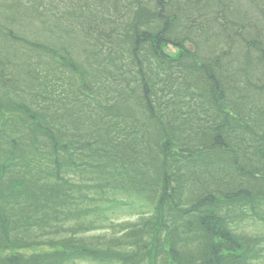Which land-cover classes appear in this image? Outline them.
<instances>
[{"label": "trees", "instance_id": "1", "mask_svg": "<svg viewBox=\"0 0 264 264\" xmlns=\"http://www.w3.org/2000/svg\"><path fill=\"white\" fill-rule=\"evenodd\" d=\"M5 5L0 83L28 140L0 165V264H112L79 236L125 189L155 208L120 231L127 264H264V0Z\"/></svg>", "mask_w": 264, "mask_h": 264}, {"label": "rangeland", "instance_id": "2", "mask_svg": "<svg viewBox=\"0 0 264 264\" xmlns=\"http://www.w3.org/2000/svg\"><path fill=\"white\" fill-rule=\"evenodd\" d=\"M5 2L8 0H0V20L5 22L8 25V10ZM16 29L22 33V29L20 26H16ZM27 29V28H26ZM32 28H28L30 33L34 36H38ZM44 27L41 28L42 35L41 38L49 42H59L60 37L58 33H49L48 29L44 32L42 30ZM7 31L3 32L0 31V50L1 53L6 54L8 57V35L6 34ZM44 41V40H43ZM169 46L166 45L165 48ZM13 58H19V55L11 53ZM20 66L15 67V70H19ZM43 72V70H40ZM156 90V87L153 86V91ZM112 96H110L111 98ZM155 98V95H154ZM0 114L2 118L6 119L4 123L0 127V165L5 163L8 160V148L12 149L9 141H17V140H28L25 134L19 131V128L16 126L14 128L8 129V94H6V89L2 87L0 83ZM42 137V135H41ZM4 183H8V180ZM187 187H185V192L187 191ZM120 193L119 196H111L110 198H115L118 200V207H116L113 211H108L107 215L109 219L105 222V226L101 229L92 228L90 232L86 235H80L79 239L83 240L89 248L95 250L106 251L108 254H112L115 256V260L112 264H127L125 259L128 257L127 254L129 253L128 249H124L123 246V239H122V229L128 228L132 229L134 226H138L139 224L144 223L147 220H151L155 213L154 206H148L146 202L148 198L142 191L138 190H131L125 189L124 191H118ZM134 199V200H133ZM185 202V200L181 201ZM189 203L186 202V205ZM94 213H91L90 216H93ZM163 217V216H162ZM117 227V228H116ZM255 230H260L261 232L264 231V225L260 224L259 226L255 227ZM252 231V229H251ZM119 232L120 234H118ZM260 232V233H261ZM116 238H120L115 243L114 240ZM264 249V246H263ZM76 264H91V263H84L81 260L77 261ZM140 264H147L145 261Z\"/></svg>", "mask_w": 264, "mask_h": 264}, {"label": "water", "instance_id": "3", "mask_svg": "<svg viewBox=\"0 0 264 264\" xmlns=\"http://www.w3.org/2000/svg\"><path fill=\"white\" fill-rule=\"evenodd\" d=\"M167 53H177V49L172 46V44L169 45V48L165 50Z\"/></svg>", "mask_w": 264, "mask_h": 264}]
</instances>
